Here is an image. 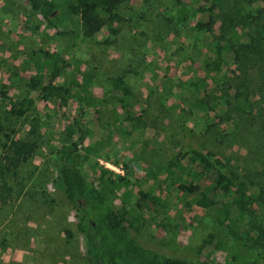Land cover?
Instances as JSON below:
<instances>
[{"label":"rangeland","instance_id":"1","mask_svg":"<svg viewBox=\"0 0 264 264\" xmlns=\"http://www.w3.org/2000/svg\"><path fill=\"white\" fill-rule=\"evenodd\" d=\"M178 1L179 5L177 0H121L117 8L119 33L113 43L104 44L106 32L87 38L76 22L73 31L59 35L46 29L24 0H0V82L7 85V95L13 100L31 96L36 102L34 110L23 117L9 115L7 102L0 103V126L13 129L15 138L36 143L15 179L14 190L21 184L22 193L0 205V264H81L82 236L73 210L50 183L55 147L68 138L78 143L81 170L91 181L98 173L92 165L95 160L106 168L113 162L123 168L121 163L126 162L127 178L134 182L127 206L129 231L140 244L160 253L219 264L261 261L257 255L264 241L261 74L255 67L232 64L231 60L223 69L207 67L213 35L221 23L230 26L234 21L219 15L212 32L199 30L195 18L181 21L177 10L180 5L196 6L201 0ZM240 1L238 5L253 16L264 7L260 0ZM262 20L250 19L248 27ZM38 23L41 26L36 34L28 26ZM50 45L69 62L57 84L68 85L76 60L80 69L92 71L94 108H85L65 94L39 100L37 92L27 89L25 82L32 70L21 67L24 54ZM116 75H121L135 94L129 112L112 105L107 79ZM196 82L202 92H196ZM240 82L250 89L252 113H232L228 118L222 110L190 111L196 94L206 90L209 100L225 104ZM34 118L39 125L30 134ZM67 125L73 127L72 132L64 128ZM173 147L209 150L223 162L226 173L246 183L251 196L249 212L235 239L213 222L209 211L187 204L166 183L158 186L162 175L156 174L152 163L171 153ZM139 190L148 195H140ZM117 205H121L118 200ZM65 229L70 230V236ZM208 233L222 246L214 249L206 244Z\"/></svg>","mask_w":264,"mask_h":264},{"label":"trees","instance_id":"2","mask_svg":"<svg viewBox=\"0 0 264 264\" xmlns=\"http://www.w3.org/2000/svg\"><path fill=\"white\" fill-rule=\"evenodd\" d=\"M31 12L38 14L46 29H54L61 35L73 31L76 22L82 36L91 38L103 32L107 36L104 44H111L119 33L117 23L121 20L117 8L121 0H24ZM248 0L247 4L250 3ZM264 3V0H260ZM178 5L180 1L177 0ZM240 0H201L196 6L180 5L177 14L181 21L195 18L194 26L199 30L213 31L215 19L219 15L232 17L234 23H224L213 35L209 49L210 61L207 67L215 70L228 67V63L255 67L261 74L264 85V7L253 16ZM262 18V22L248 27L250 19ZM25 26V25H24ZM41 24L28 26L38 33ZM35 34V35H36ZM73 66L72 77L68 85L57 84L56 80L65 71L69 62L63 52L50 46L32 48L24 54L21 67L32 70L25 85L30 91L38 93V99L49 96L67 95L75 98L85 108H94L96 98L92 93L93 73L89 69H80L78 60ZM109 93L112 105L129 110L135 105V94L121 75L111 76ZM196 92H202V86L195 83ZM7 85L0 82V103L7 102V112L11 116L23 117L34 110L35 99L24 96L13 100L7 95ZM42 94V95H41ZM194 95V94H193ZM209 92L190 101L191 110L216 112L222 110L229 116L232 113H252L249 87L240 82L225 104L209 100ZM192 113V112H191ZM39 125L37 118L30 120V134L35 133ZM73 131L71 125L64 127ZM3 142H0V205L4 206L21 194V184L14 190L15 179L21 166L27 162L35 150L36 143L14 137V130L0 126ZM55 160L50 183L71 206L75 226L82 236L81 264H219L203 258L190 259L178 255L160 253L140 244L130 233V221L127 206L134 184L128 178V166L121 163L123 173H115L98 163L92 164L98 173L95 181L85 177L81 170V152L76 141L66 139L55 147ZM152 163L154 171L161 176L158 186L166 183L183 196L187 204L205 209L212 215L213 222L227 235L237 237V230L248 216L250 194L247 185L233 173L223 170V162L211 151L202 152L193 148L173 147L171 153H165ZM117 165V162H113ZM21 183V180H19ZM140 195L147 196L142 190ZM117 200L121 205H117ZM129 221V222H128ZM67 236L70 230L65 229ZM214 235L208 233L204 240L214 249L222 246L213 241ZM261 261L251 260L247 264H264V241L260 242Z\"/></svg>","mask_w":264,"mask_h":264},{"label":"built area","instance_id":"3","mask_svg":"<svg viewBox=\"0 0 264 264\" xmlns=\"http://www.w3.org/2000/svg\"><path fill=\"white\" fill-rule=\"evenodd\" d=\"M109 169H111V170H113V171H115V172H117V173H121L122 172V168H121V166L120 165H113L111 168H109Z\"/></svg>","mask_w":264,"mask_h":264}]
</instances>
